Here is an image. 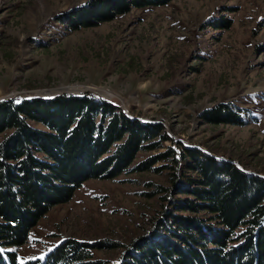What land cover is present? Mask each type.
I'll list each match as a JSON object with an SVG mask.
<instances>
[{"label": "rangeland", "instance_id": "obj_1", "mask_svg": "<svg viewBox=\"0 0 264 264\" xmlns=\"http://www.w3.org/2000/svg\"><path fill=\"white\" fill-rule=\"evenodd\" d=\"M89 1L0 0V101L91 94L164 126L171 141L139 153L134 166L185 146L264 176V0H173L80 30L59 20ZM221 104L244 125L202 119ZM184 167L165 159L89 180L38 222L27 244L8 250L21 263L43 261L74 239L105 243L94 261L119 264L170 206Z\"/></svg>", "mask_w": 264, "mask_h": 264}, {"label": "trees", "instance_id": "obj_2", "mask_svg": "<svg viewBox=\"0 0 264 264\" xmlns=\"http://www.w3.org/2000/svg\"><path fill=\"white\" fill-rule=\"evenodd\" d=\"M171 1L90 0L59 20L72 30L92 28L133 8ZM202 119L244 125L223 104ZM167 141L161 123L129 117L91 94L1 100L0 264H103L94 261L93 250L105 243L66 239L43 261L26 263L8 249L27 244L38 222L70 202L85 182L149 171L165 159L185 162L184 183L176 185L153 230L134 240L119 264H264V178L185 146L134 166L139 153L157 151Z\"/></svg>", "mask_w": 264, "mask_h": 264}, {"label": "water", "instance_id": "obj_3", "mask_svg": "<svg viewBox=\"0 0 264 264\" xmlns=\"http://www.w3.org/2000/svg\"><path fill=\"white\" fill-rule=\"evenodd\" d=\"M35 98H41V97H35ZM43 98V97H42ZM50 99V98H49ZM5 100V99H4ZM214 157V156H213ZM214 158H216V157H214ZM222 161H227V160H222ZM233 164H235L234 162H232ZM236 165V164H235ZM239 169H241L243 172H245V173H247V174H249V175H254V176H258V177H263L264 178V176H262V175H260V174H257V173H254V172H248V171H245L244 169H242V168H240L238 165H236Z\"/></svg>", "mask_w": 264, "mask_h": 264}, {"label": "bare ground", "instance_id": "obj_4", "mask_svg": "<svg viewBox=\"0 0 264 264\" xmlns=\"http://www.w3.org/2000/svg\"><path fill=\"white\" fill-rule=\"evenodd\" d=\"M102 93L105 94V95H108V96H109V95H110V96H113V94H110L107 90L103 91ZM110 98H111V97H110ZM111 99H112V98H111Z\"/></svg>", "mask_w": 264, "mask_h": 264}]
</instances>
